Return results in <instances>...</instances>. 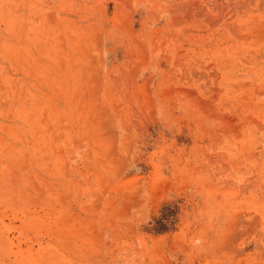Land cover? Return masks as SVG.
<instances>
[{"label":"rangeland","instance_id":"obj_1","mask_svg":"<svg viewBox=\"0 0 264 264\" xmlns=\"http://www.w3.org/2000/svg\"><path fill=\"white\" fill-rule=\"evenodd\" d=\"M0 264H264V0H0Z\"/></svg>","mask_w":264,"mask_h":264},{"label":"bare ground","instance_id":"obj_2","mask_svg":"<svg viewBox=\"0 0 264 264\" xmlns=\"http://www.w3.org/2000/svg\"><path fill=\"white\" fill-rule=\"evenodd\" d=\"M219 22V21H218Z\"/></svg>","mask_w":264,"mask_h":264}]
</instances>
